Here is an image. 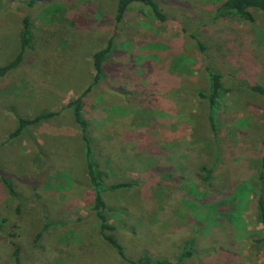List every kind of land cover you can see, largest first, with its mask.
Here are the masks:
<instances>
[{
    "label": "rangeland",
    "instance_id": "374dc122",
    "mask_svg": "<svg viewBox=\"0 0 264 264\" xmlns=\"http://www.w3.org/2000/svg\"><path fill=\"white\" fill-rule=\"evenodd\" d=\"M223 1L158 0L164 22L133 5L117 26V0H0V66L20 52L25 16L32 29L20 65L0 76V264H16L15 247L21 264H264V95L251 89L264 87V12L220 16ZM112 36L94 84L92 56ZM208 68L224 86L216 130L199 95ZM89 85L93 157L106 184L133 183L104 192L126 257L100 233L68 105ZM47 112L11 136L18 118ZM140 223L167 235L142 237Z\"/></svg>",
    "mask_w": 264,
    "mask_h": 264
},
{
    "label": "trees",
    "instance_id": "16d2710c",
    "mask_svg": "<svg viewBox=\"0 0 264 264\" xmlns=\"http://www.w3.org/2000/svg\"><path fill=\"white\" fill-rule=\"evenodd\" d=\"M40 1V0H38ZM116 12H115V21L117 26L124 20L125 16L129 8L133 5H140L144 8H148L151 13H153L154 17L159 21H167L168 15L161 8L158 0H117L116 2ZM258 9L264 12V0H225L218 7V15L220 16H238L247 21H254L255 16L253 10ZM22 28L20 30V52L16 55L14 60L11 62L0 66V76L7 75L12 69L17 68L23 60L24 53L30 47L32 41V29L31 22L29 16H25L22 20ZM199 45L201 48H204L202 42L199 41ZM114 46V36H112L105 48L96 51L93 56V65L95 68L96 75L94 77L93 83L97 84L102 79L104 75V63L108 58V55L112 51V47ZM207 78H208V91L200 92L199 95L206 99L208 102V120L214 130H216V112L219 109L220 100L222 97V93L224 91L222 75L208 68L207 69ZM92 89V85H89V88L85 93L79 95L77 98L73 99L69 102V107H72L74 118L77 124L79 125L82 133V138L84 141L83 154L84 159L87 165L88 176L90 179V183L92 188L95 191L94 196V206L93 210L98 219L100 233L104 237V239L110 243L117 252L126 257L125 249L119 238L114 234L116 231V226L109 221V216L107 214V203L104 198V192L116 190L119 188L130 187L133 185L132 182H120L116 184H106L105 177L107 176V172L103 169H100L98 162L93 157V146H92V137L90 136L89 131V120L84 115V96ZM251 89L255 92L261 93L264 95V87L261 85H254ZM53 116V113H40L33 119L26 118H18V126L14 133L11 136H17L28 126L32 124H37L42 120H45L49 117ZM214 133H217L215 131ZM203 170L207 171L208 174H211L212 169H207L203 167ZM261 179H264V173L261 174ZM4 184L8 188L9 192L13 195L17 196L16 191L14 190L13 183L6 177H3ZM255 209L257 212L258 220L262 225V237L259 239L260 242H264V180L262 185L257 192L256 200H255ZM50 225L47 222L46 226ZM141 229L139 234L144 236L151 237L152 235L155 237H159L162 239L163 235H167V233L162 230L154 231L149 226H144L140 223ZM193 240L189 242V245H192ZM192 251L183 253V257L191 255ZM14 257L16 264H21L20 250L18 247H15ZM144 259H148V255H145ZM131 264H135V261H131ZM155 264H174L172 261L162 259L155 261Z\"/></svg>",
    "mask_w": 264,
    "mask_h": 264
}]
</instances>
